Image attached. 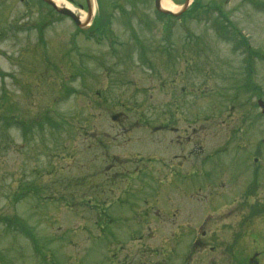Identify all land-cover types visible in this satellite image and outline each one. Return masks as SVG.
<instances>
[{
  "label": "rangeland",
  "instance_id": "obj_1",
  "mask_svg": "<svg viewBox=\"0 0 264 264\" xmlns=\"http://www.w3.org/2000/svg\"><path fill=\"white\" fill-rule=\"evenodd\" d=\"M63 1L86 20L85 0ZM166 1L176 10L184 0ZM107 2L90 24L111 14V32L94 38L39 0H0V264H134L136 253L169 254L176 221L190 219L181 193L155 187L166 178L162 165L150 172L139 163L145 170L128 183L107 166L132 172L153 146L174 156L178 140L186 162L198 157L197 174L204 161L218 163L224 177L211 184L251 181L235 187L251 191L242 195L247 227L226 232H235L236 252L264 264V114L256 103L264 100V0H198L210 3L204 16L167 20L166 30L154 0ZM167 117L185 130L173 143L144 127ZM219 163L242 177L231 181ZM104 173L112 184L103 189ZM154 188L166 209L150 208L147 219L161 225L148 227L143 200ZM223 194L199 202L195 215L238 222Z\"/></svg>",
  "mask_w": 264,
  "mask_h": 264
},
{
  "label": "flooded vegetation",
  "instance_id": "obj_2",
  "mask_svg": "<svg viewBox=\"0 0 264 264\" xmlns=\"http://www.w3.org/2000/svg\"><path fill=\"white\" fill-rule=\"evenodd\" d=\"M165 121L166 122H163L160 129L165 132L169 131L175 134L176 139L181 138L183 129L179 128V130L181 131L180 135L176 124H172L169 119H165ZM171 139V142L173 143V137ZM178 144L179 140L177 141L175 147L176 154L171 157L167 153L168 158L165 157L161 147L153 146V148H151L150 152L154 154L153 156L151 155V153L149 156V152L148 150H146L144 154V156L146 157H138V161H134L136 166L133 168L132 172L131 169L123 167V164H120L119 167L114 164L108 165L107 169L109 171H112V174L114 176L119 177L120 175H122L127 183L130 181L134 174L139 175L143 170H145V168H139V163L143 167L146 166L150 172L151 164H161V168L165 172V177L171 176L172 181H178L185 177L184 167L188 171V174H192V176H194L195 178H199L200 174H197L198 172H200V163L198 161V158L196 157V160L192 158L190 162H186L183 155V150ZM131 164L133 165V163ZM103 179H106L103 189L106 187H110V185L112 184V180L106 173H104ZM159 181L163 182L164 178L162 177ZM202 184L205 185V182L203 181ZM176 190H178V184L176 186ZM191 191L192 195L200 192V190L198 189H191ZM156 192L157 190H155L153 196L154 199L152 198L151 201L143 200L145 203L149 202L150 204L148 203L146 209L142 210L144 211V219H141L140 221L145 222L147 220L145 225L148 227H150L151 224L161 225L160 223L150 220L151 218L147 219L149 215L148 210L150 208L156 206L157 211L160 214L162 209L165 207V205L163 204H158L157 195L155 194ZM227 192L228 206L236 208L234 209V211L230 209L229 213L232 214L234 212H240L242 214V216H239L240 219L238 220V222H234L235 220H231V222H228V226H220V221H209L207 218L197 219L193 221L177 220L175 233L177 231L181 232L179 233L180 236H177L176 234V236L167 239V241L169 242H167L166 244H169L171 246V252L169 254L155 255L151 252L136 253L134 257H131V261H134V264H260L259 261L255 259L256 255H246L242 251L236 252L234 249V245L236 244V241L234 242V239L237 238L235 237V232L234 235L226 232V230L243 229L247 227L246 222L248 216L246 202L242 198V195H244V193L241 190L235 188L230 189ZM180 193L184 195V190H181ZM212 193L214 194L210 195V197L218 196L219 194V192H217V188ZM238 204L240 205L238 206V208L240 209L237 211ZM242 209H245V211L243 212ZM158 221L162 223V220ZM173 223L175 222L173 221ZM184 234H187L188 236H183ZM172 245H176L178 252H173Z\"/></svg>",
  "mask_w": 264,
  "mask_h": 264
},
{
  "label": "water",
  "instance_id": "obj_3",
  "mask_svg": "<svg viewBox=\"0 0 264 264\" xmlns=\"http://www.w3.org/2000/svg\"><path fill=\"white\" fill-rule=\"evenodd\" d=\"M41 1H43V2H45L46 4L52 6V7L56 10V12H58L59 14L71 18V19L75 22V24H76L77 26H79V27H83V24H81V23L79 22L78 17H77V16H76L71 10L67 9L66 7H62V6H61V7H58V6H57L53 1H51V0H41ZM158 4H159V0H156V6H157V7H158ZM87 6H88V14H89V16H90V15H91V8H92V6H91V2H90L89 0H87ZM158 8H159V7H158ZM160 10H161V9H160ZM161 12H164V11L161 10ZM178 15H179V14H176V16H178ZM258 103H259V105L262 106L263 109H264V103H263L262 101H259Z\"/></svg>",
  "mask_w": 264,
  "mask_h": 264
},
{
  "label": "bare ground",
  "instance_id": "obj_4",
  "mask_svg": "<svg viewBox=\"0 0 264 264\" xmlns=\"http://www.w3.org/2000/svg\"><path fill=\"white\" fill-rule=\"evenodd\" d=\"M55 1L56 4L58 5H63L71 10H73L74 12L76 11V9H74L71 5L67 4V2L63 1V0H53ZM162 7L167 9V10H174L173 7L167 3L166 0H162L161 1ZM81 16H84V14L82 12H79Z\"/></svg>",
  "mask_w": 264,
  "mask_h": 264
},
{
  "label": "trees",
  "instance_id": "obj_5",
  "mask_svg": "<svg viewBox=\"0 0 264 264\" xmlns=\"http://www.w3.org/2000/svg\"><path fill=\"white\" fill-rule=\"evenodd\" d=\"M107 1L106 0H99V4L101 5V6H103L104 5V3H106ZM99 26H100V24H99ZM223 28H226L225 26H222Z\"/></svg>",
  "mask_w": 264,
  "mask_h": 264
}]
</instances>
